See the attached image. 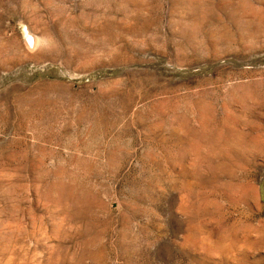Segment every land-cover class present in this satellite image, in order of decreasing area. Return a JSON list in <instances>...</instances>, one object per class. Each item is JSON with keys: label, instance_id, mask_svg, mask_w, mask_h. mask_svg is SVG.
<instances>
[{"label": "rangeland", "instance_id": "1", "mask_svg": "<svg viewBox=\"0 0 264 264\" xmlns=\"http://www.w3.org/2000/svg\"><path fill=\"white\" fill-rule=\"evenodd\" d=\"M0 264H264V0H0Z\"/></svg>", "mask_w": 264, "mask_h": 264}, {"label": "bare ground", "instance_id": "2", "mask_svg": "<svg viewBox=\"0 0 264 264\" xmlns=\"http://www.w3.org/2000/svg\"><path fill=\"white\" fill-rule=\"evenodd\" d=\"M28 36H31V38L29 39V42H31L32 44L34 43L35 44V46H36V44L38 43L37 42V37L35 36V35H31V34H29ZM238 150V149H237ZM244 160V159H243ZM255 243V242H254ZM251 247V246H250Z\"/></svg>", "mask_w": 264, "mask_h": 264}, {"label": "water", "instance_id": "3", "mask_svg": "<svg viewBox=\"0 0 264 264\" xmlns=\"http://www.w3.org/2000/svg\"><path fill=\"white\" fill-rule=\"evenodd\" d=\"M28 42H29V37H28Z\"/></svg>", "mask_w": 264, "mask_h": 264}]
</instances>
